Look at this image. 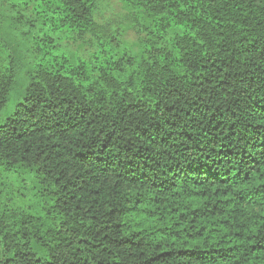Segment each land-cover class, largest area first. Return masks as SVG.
Masks as SVG:
<instances>
[{
  "label": "trees",
  "instance_id": "16d2710c",
  "mask_svg": "<svg viewBox=\"0 0 264 264\" xmlns=\"http://www.w3.org/2000/svg\"><path fill=\"white\" fill-rule=\"evenodd\" d=\"M0 264H264V0H0Z\"/></svg>",
  "mask_w": 264,
  "mask_h": 264
}]
</instances>
